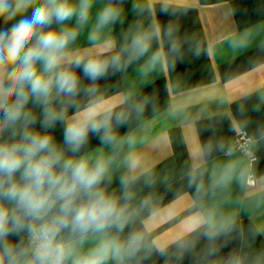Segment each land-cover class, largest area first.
I'll return each instance as SVG.
<instances>
[{
	"label": "crops",
	"instance_id": "1",
	"mask_svg": "<svg viewBox=\"0 0 264 264\" xmlns=\"http://www.w3.org/2000/svg\"><path fill=\"white\" fill-rule=\"evenodd\" d=\"M133 4L144 10L133 11ZM148 4L149 0H94L89 23L70 46L81 53L91 47L89 32L97 13L108 5L121 9V15L98 33V43L110 42L113 52L120 50L126 34L130 39L138 29L147 30L154 23L162 33L174 25L181 40L188 39L182 47L183 59L167 55L147 83L137 68L161 47L155 39L145 57L126 71L110 70L98 81L100 95L117 105L116 110L128 107L122 103L125 96L131 98L129 103L144 98L148 103L142 115L133 112L129 122L117 129L120 136L131 134L133 143L113 152L90 136L82 150L93 159L115 156L111 181L101 187L119 206H126L127 223L122 232L111 229L107 235H89L77 250L84 254L109 239L123 243L138 233L143 237L139 250L125 256L122 264H229L233 256L242 264H264V0H174V14L161 13L157 0L151 12ZM30 14L31 10L25 15ZM17 19L5 24L0 18V30ZM197 43L199 58L190 52ZM162 45L167 53V41ZM81 78L88 83L82 74ZM33 110L39 113L38 108ZM239 133L252 139L254 163L239 153L225 154ZM52 134L62 142L63 126L57 124ZM209 143L211 154L201 157ZM132 159L139 161L135 169L130 166ZM226 165L232 166V174L224 182L220 177ZM189 173L195 175L194 182L190 183ZM125 175L134 178L129 201L123 199L121 187ZM226 217L234 219V227L209 242L203 232ZM185 241H194V247L182 248ZM210 246L216 251L207 255ZM106 264L117 261L110 258Z\"/></svg>",
	"mask_w": 264,
	"mask_h": 264
},
{
	"label": "clouds",
	"instance_id": "2",
	"mask_svg": "<svg viewBox=\"0 0 264 264\" xmlns=\"http://www.w3.org/2000/svg\"><path fill=\"white\" fill-rule=\"evenodd\" d=\"M157 2L161 13H175L174 0ZM93 3L0 0V18L5 24L19 17L10 28L0 30V264H106L110 258L122 264L143 240L141 234L133 233L126 242L112 238L87 253L78 252L77 246L89 235H107L111 229L122 232L127 223L126 206H119L101 187L111 181L109 170L115 156L93 159L82 150L90 136L98 137L113 152L133 143L131 134L120 136L117 129L129 122L133 112L142 115L148 103L147 98L129 103L131 98L125 96L122 103L128 107L116 110L117 105L106 103L100 95L98 81L110 70L113 74L126 71L148 54L155 39L161 47L137 68L147 83L167 55L183 59L182 47L188 39L181 40L174 25L162 33L154 23L147 30L138 29L130 39L126 34L120 50L113 52L110 42L98 43V33L121 15V9L108 5L97 13L89 32L91 47L83 53L73 50L70 46L89 23ZM152 3L149 0L150 12ZM29 10L31 14L25 15ZM143 10L144 6L133 4V11ZM73 20L74 25L68 26ZM190 52L199 58L198 43ZM70 109H74L71 116ZM57 124L63 126L62 142L52 134ZM218 147L223 150L224 146ZM211 151L209 143L199 154L203 157ZM138 165L139 161L131 160L133 169ZM231 174L232 166L226 165L220 178L227 182ZM133 179L121 177L125 201L132 199L129 186ZM189 180L195 181L193 173ZM234 224L232 217H226L209 225L203 235L213 242ZM194 243L185 241L181 247L191 248ZM215 251L210 246L207 255ZM229 264H242V260L233 256Z\"/></svg>",
	"mask_w": 264,
	"mask_h": 264
},
{
	"label": "built area",
	"instance_id": "3",
	"mask_svg": "<svg viewBox=\"0 0 264 264\" xmlns=\"http://www.w3.org/2000/svg\"><path fill=\"white\" fill-rule=\"evenodd\" d=\"M252 139L246 133H239L233 140L231 146L225 150V154H230L232 152L242 154L249 163H254L256 161L255 153L252 149ZM248 186H253L251 182L248 181Z\"/></svg>",
	"mask_w": 264,
	"mask_h": 264
}]
</instances>
